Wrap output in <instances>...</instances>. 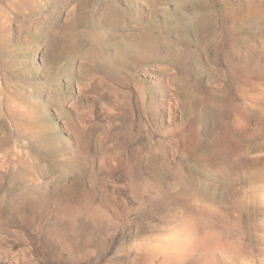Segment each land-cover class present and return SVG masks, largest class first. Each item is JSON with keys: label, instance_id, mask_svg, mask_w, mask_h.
<instances>
[{"label": "rangeland", "instance_id": "obj_1", "mask_svg": "<svg viewBox=\"0 0 264 264\" xmlns=\"http://www.w3.org/2000/svg\"><path fill=\"white\" fill-rule=\"evenodd\" d=\"M0 264H264V0H0Z\"/></svg>", "mask_w": 264, "mask_h": 264}, {"label": "bare ground", "instance_id": "obj_2", "mask_svg": "<svg viewBox=\"0 0 264 264\" xmlns=\"http://www.w3.org/2000/svg\"><path fill=\"white\" fill-rule=\"evenodd\" d=\"M211 259H212V260H214V259H216V257H215V256H213ZM216 262H217V261H216Z\"/></svg>", "mask_w": 264, "mask_h": 264}]
</instances>
